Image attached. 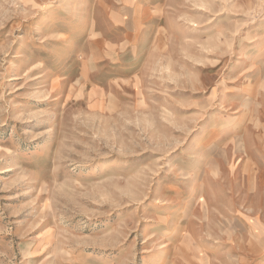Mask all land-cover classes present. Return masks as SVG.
I'll return each mask as SVG.
<instances>
[{
	"label": "rangeland",
	"instance_id": "obj_1",
	"mask_svg": "<svg viewBox=\"0 0 264 264\" xmlns=\"http://www.w3.org/2000/svg\"><path fill=\"white\" fill-rule=\"evenodd\" d=\"M262 70L264 0H0V264H264Z\"/></svg>",
	"mask_w": 264,
	"mask_h": 264
},
{
	"label": "crops",
	"instance_id": "obj_2",
	"mask_svg": "<svg viewBox=\"0 0 264 264\" xmlns=\"http://www.w3.org/2000/svg\"><path fill=\"white\" fill-rule=\"evenodd\" d=\"M260 103L256 109V118L253 121L247 120L240 131L246 130L247 128L256 130V135L251 140H246L244 144L249 148L246 157L251 162L252 169L256 171V177L260 180L259 190L264 189V70L260 72L259 84L256 90ZM243 117V116H242ZM250 123V127L248 126ZM262 180V181H261Z\"/></svg>",
	"mask_w": 264,
	"mask_h": 264
}]
</instances>
